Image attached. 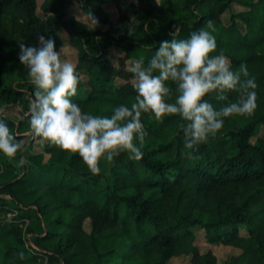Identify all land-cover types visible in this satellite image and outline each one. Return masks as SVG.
Here are the masks:
<instances>
[{
	"label": "trees",
	"instance_id": "1",
	"mask_svg": "<svg viewBox=\"0 0 264 264\" xmlns=\"http://www.w3.org/2000/svg\"><path fill=\"white\" fill-rule=\"evenodd\" d=\"M71 3L102 27L68 18ZM106 4L117 8V19ZM234 5L242 11L226 24ZM41 10L42 17L37 0H0V118L24 148L11 160L0 154L12 173L0 174V213L11 214L0 219V264H168L179 256H191V264H220L195 245L198 228L208 243L242 251L226 264H264V0H45ZM201 28L215 35V54L226 55L233 69L247 64L257 99L252 115L225 118L193 158L183 154L176 116L142 115L148 131L142 159L122 153L102 162L98 176L78 154L34 135L27 115L34 86L19 61L18 41L38 44V35H50L59 50L65 30L80 79L86 78L75 101L85 111L110 115L115 106L135 102L134 61L146 64L174 29L184 38ZM115 50L121 54L116 62ZM6 108H16L20 119L7 117ZM28 132L32 143H24ZM39 143L42 150L35 151ZM22 157L30 163L22 166Z\"/></svg>",
	"mask_w": 264,
	"mask_h": 264
},
{
	"label": "clouds",
	"instance_id": "2",
	"mask_svg": "<svg viewBox=\"0 0 264 264\" xmlns=\"http://www.w3.org/2000/svg\"><path fill=\"white\" fill-rule=\"evenodd\" d=\"M95 23V21H94ZM159 42L145 64L134 61L129 71L135 102L115 106L110 115L83 110L75 101L81 82L76 65L62 58L55 39L38 35V44L18 41L19 61L34 86L27 113L29 125L41 143L78 154L88 171L98 176L102 162H113L122 153L130 160L142 159L148 131L141 119L152 114L156 120L180 119L183 145L188 158L199 146L215 138L234 115H252L256 108L257 83L246 63L233 69L231 60L217 50L216 37L203 28L178 38ZM239 98L230 100L231 93ZM174 96V99H173ZM210 98L224 102L215 106ZM24 151L4 118H0V154L17 157ZM20 164L30 163L26 158Z\"/></svg>",
	"mask_w": 264,
	"mask_h": 264
},
{
	"label": "rangeland",
	"instance_id": "3",
	"mask_svg": "<svg viewBox=\"0 0 264 264\" xmlns=\"http://www.w3.org/2000/svg\"><path fill=\"white\" fill-rule=\"evenodd\" d=\"M44 1L45 0H37L38 14L41 17L43 16V12L41 10V6H42ZM125 2H126V6H127L129 3H128V1H125ZM104 7H105L106 12L109 14V16L111 17L112 20L117 19L118 11H117V8L114 5L106 4ZM241 11H242V9H241L240 6L234 5L232 7V9L230 11H228L224 15V17H223L224 22L226 24H229L232 15L237 14V13H239ZM67 16H68V18H71V17L80 18V19H82V20H84L86 22L91 23V25L94 28H101L102 27V26H99L96 23H94L93 18L90 15H87V14L83 13L79 9V6L77 4H75V3H71V4L68 5ZM238 24H239L240 28H243V25L240 23V21H238ZM61 36H62V38L64 39V42H65L64 46L61 48L62 58H67L72 63L77 65V62H78L77 51L73 47V45L71 44L69 34L65 30H62L61 31ZM119 55H121V54H119V52L115 50V51H112L110 56L116 62L117 61L116 58ZM81 79H82V81L86 80L85 77H81ZM4 113H5V115L7 117H9V118H11L13 120H16V121L19 120L20 117H21L19 111L16 108H6ZM29 133L30 132L26 133V138L24 139V143H28V142L32 143L31 142L32 141V137L30 136ZM259 136L260 137H264V128H262L260 130ZM255 141H256V138L253 139V142H255ZM39 145H40V143H39ZM41 150H42V145L37 146V148L35 149V151H41ZM30 153L31 152L27 150L25 152V155L28 156V155H30ZM20 167H21L20 164H16V168L14 169V172H15L16 175L19 174ZM3 172L4 173L5 172L8 173L9 171H8V169H6V167L0 161V174L3 173ZM10 174H12V173H10ZM42 187H45V186H42ZM41 189L44 190L45 188H41ZM50 200L53 201L54 204L57 201L56 198L51 197V196H50ZM10 218H11V214L6 215L4 213H0V219H10ZM85 227H86V229L88 231H90L91 224H90L89 221L86 222ZM37 228H38V230H41V227H37ZM198 232H199V234H198ZM198 232H197V237L200 235L201 239L199 240L200 242H198V239H196L195 245L199 249L200 253L204 254V253H207L209 251H212L217 256L220 264H226L227 262L230 261V259L232 257L238 256L242 252L240 249H237V248H234V247H230V246L219 245V244L218 245H212V244H210V243H208L206 241L205 233H204L203 229L198 228ZM191 258H192L191 256H179V257H176V258H173L172 260H170L168 264H191Z\"/></svg>",
	"mask_w": 264,
	"mask_h": 264
},
{
	"label": "crops",
	"instance_id": "4",
	"mask_svg": "<svg viewBox=\"0 0 264 264\" xmlns=\"http://www.w3.org/2000/svg\"><path fill=\"white\" fill-rule=\"evenodd\" d=\"M198 232V231H197ZM198 234H199V232H198ZM197 239H198V242H200L199 240L201 239V237H200V235L197 237Z\"/></svg>",
	"mask_w": 264,
	"mask_h": 264
}]
</instances>
